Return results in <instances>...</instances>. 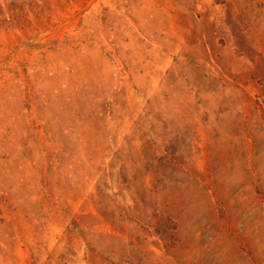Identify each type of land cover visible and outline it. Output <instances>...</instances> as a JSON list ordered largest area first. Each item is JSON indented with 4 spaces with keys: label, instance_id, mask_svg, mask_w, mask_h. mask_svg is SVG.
<instances>
[{
    "label": "rangeland",
    "instance_id": "obj_1",
    "mask_svg": "<svg viewBox=\"0 0 264 264\" xmlns=\"http://www.w3.org/2000/svg\"><path fill=\"white\" fill-rule=\"evenodd\" d=\"M0 264H264V0H0Z\"/></svg>",
    "mask_w": 264,
    "mask_h": 264
}]
</instances>
